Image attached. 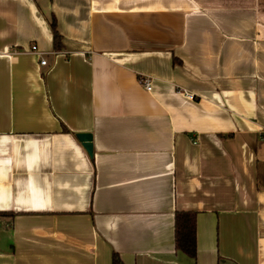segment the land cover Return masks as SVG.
<instances>
[{"label": "crops", "instance_id": "crops-1", "mask_svg": "<svg viewBox=\"0 0 264 264\" xmlns=\"http://www.w3.org/2000/svg\"><path fill=\"white\" fill-rule=\"evenodd\" d=\"M113 253L264 264V0H0V264Z\"/></svg>", "mask_w": 264, "mask_h": 264}, {"label": "trees", "instance_id": "trees-1", "mask_svg": "<svg viewBox=\"0 0 264 264\" xmlns=\"http://www.w3.org/2000/svg\"><path fill=\"white\" fill-rule=\"evenodd\" d=\"M53 36V49L61 50V37L56 31L54 21L51 22ZM1 215H8L2 213ZM174 248L175 251L181 252L189 258H194L196 254L195 242V213L189 211H177L174 213ZM112 264H123L119 256L112 254Z\"/></svg>", "mask_w": 264, "mask_h": 264}, {"label": "built area", "instance_id": "built-area-1", "mask_svg": "<svg viewBox=\"0 0 264 264\" xmlns=\"http://www.w3.org/2000/svg\"><path fill=\"white\" fill-rule=\"evenodd\" d=\"M29 51L31 54L37 55L39 57V65L40 66H46L47 65L46 60L42 57V54L39 52V50L36 46H31ZM138 82L147 92H149L151 90V81L149 78H145V77L139 78ZM183 94L190 99L194 98L193 94H191V93L183 92Z\"/></svg>", "mask_w": 264, "mask_h": 264}, {"label": "water", "instance_id": "water-1", "mask_svg": "<svg viewBox=\"0 0 264 264\" xmlns=\"http://www.w3.org/2000/svg\"><path fill=\"white\" fill-rule=\"evenodd\" d=\"M76 138L82 143L83 148L87 152L89 157H92V144L90 134H77Z\"/></svg>", "mask_w": 264, "mask_h": 264}]
</instances>
